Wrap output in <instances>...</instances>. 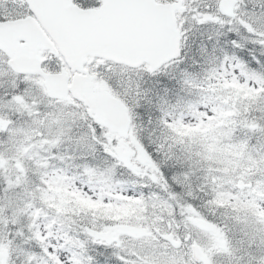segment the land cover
I'll return each instance as SVG.
<instances>
[{"label": "rangeland", "instance_id": "1", "mask_svg": "<svg viewBox=\"0 0 264 264\" xmlns=\"http://www.w3.org/2000/svg\"><path fill=\"white\" fill-rule=\"evenodd\" d=\"M245 2L248 3V0H245ZM212 3L213 0H191L186 4L184 11L180 14L179 21L183 39L187 41V46L184 42L185 56L180 59L183 63L179 65L172 63L170 67H167V71L174 73L177 77H179L181 69L197 74L193 78L194 83L183 88L180 86L183 93L178 94L190 105L201 103V97L207 96L217 110L210 111L207 105H202L198 108H189V110L183 112L182 120L173 125V131L181 138L183 134H188L190 142L188 149L176 151L174 155L183 162H190L194 168L195 173L189 178V188L191 183L194 182L193 180L199 179L204 188L209 189V192L206 190L205 193L209 195L210 206L216 201L217 204L223 202L222 204L230 208L229 215L223 217L221 226L223 227L228 220L230 226L235 230L234 233L237 232V234H234L230 231V238H235V235H241L242 225L236 219L234 221L231 219H233L238 209L241 216H243V206L245 205L251 204L256 209L264 210V192L261 191L264 188V167L261 166V160L258 159L261 153H264V103H256V98L264 92V87H255L250 81L242 80L236 71V66L232 63L224 66L219 78H213L210 81L205 80V67L213 66L205 65L204 59L200 55V45L209 43L206 36L201 33L206 34L215 31L219 28V25L194 23L192 17L196 10L206 14L208 6ZM5 4L6 2L3 3V5ZM1 7L2 1L0 2V9H2ZM244 35L246 36L247 33H244ZM224 38L226 37H221V46L227 48L226 39ZM248 45L245 49L256 51L261 48L260 45ZM123 75L124 73L118 78V93L129 96L132 116L137 121V125L133 130L132 141H129V144L126 142V144L123 139L117 138L116 142H111L109 138H105L103 132L100 134L101 141L99 142H109V147H112V145L119 147L125 144L126 149L136 148L138 150L144 145L141 137L152 140L160 137L167 140L168 134L164 129L157 128L153 131V128L147 123L148 111H151L154 117L158 116L159 113L151 105H147L146 111L137 110L139 107L136 101L137 82L140 90L152 88V82L146 75L145 70L132 73L128 79ZM169 80L171 82L169 86H172V80ZM129 81H132V83H129ZM0 108L1 112L7 111L4 106L0 105ZM70 117H68V124L72 123ZM69 126L71 128V125ZM38 129H41V127L39 126ZM177 129L185 130L186 133H177ZM47 131L49 132L48 129ZM82 136L90 137L93 141L92 134H83ZM16 140L18 143L12 145L7 143L8 136L0 138V142L4 144L9 152L8 156H21L24 165H26V173L20 174L17 170H14L12 175L15 180H11L15 183L19 178L20 182L15 188L16 192L26 189L34 197L29 202L33 205L32 210L36 215L23 216L24 225L34 221L39 225V230L42 233L46 232L48 224L55 213L64 217L65 220L62 224L53 226L51 229L53 233L59 232L61 235L67 234L71 237L68 228L72 224L74 225L73 237L75 241H82V235L84 233L88 235L87 226L100 228L91 216H98L101 212L105 219H109V224L114 223L115 225L132 223L153 229L155 224L160 229L166 230L168 222H171L167 218L169 215H172V221L174 220L175 224L179 222L177 214H174L176 211L173 210L170 202L165 197H160L164 185L151 188L146 195L142 196L143 191L132 189L133 184L130 182H120L109 186L111 173L110 175L108 173L107 175H101L96 181H93L94 175H87L85 180L81 178L80 173L65 172L62 167L56 165V162L58 160L68 161L70 166L83 173L85 166L95 169V163H104L109 158L101 155L98 160H91L89 156L94 151L73 145V142H65L63 143V152L59 154L58 158H53L54 164L48 161L52 156L49 154L45 156L48 160L39 165L33 163L35 159L40 157L36 158L34 156L32 142L25 143L24 136L16 137ZM170 143L173 142L170 141ZM130 144L132 146H129ZM98 145V143H95L96 148ZM17 151L19 152L18 155L13 154ZM7 163L5 161V167L7 171H11L12 168ZM115 164L118 165L119 163ZM143 166L138 167L135 165L132 167V171L137 174L135 177H141V181L138 183L140 187L154 185L161 181L160 179L151 180L153 175L156 176L153 166L151 168ZM37 178L39 185H36L35 182ZM239 179L244 180L249 187L246 185L243 189L238 188ZM9 180H6L4 187L8 186ZM251 183L252 187L250 186ZM102 189H107L108 193L103 194ZM190 191L195 192L193 189ZM91 205H98V207H92ZM101 206L104 208H101ZM94 208L97 209V212L92 214ZM193 214L194 219L204 220L207 224L215 225L212 221L205 220V215L200 211H193ZM80 223L86 226L82 228L78 225ZM184 230V227H176L175 232L183 235ZM24 231H28L27 227L24 228ZM122 238L129 245L139 244L136 239H129L124 236ZM239 238L240 236L236 240ZM50 239L53 243L56 242L54 237H50ZM198 240L204 248H209L211 242L210 231L200 228ZM60 243H64V240L61 239ZM17 244L20 245V248L13 253L14 264H24L25 256L22 249L28 248L29 245L21 242H17ZM32 251L38 252L39 249L33 247ZM111 251L113 252L112 248ZM103 254L105 253L103 252ZM208 254L211 256V262L213 258L217 263L230 264L229 255L220 247L211 248Z\"/></svg>", "mask_w": 264, "mask_h": 264}, {"label": "snow or ice", "instance_id": "2", "mask_svg": "<svg viewBox=\"0 0 264 264\" xmlns=\"http://www.w3.org/2000/svg\"><path fill=\"white\" fill-rule=\"evenodd\" d=\"M76 2L84 9H92L101 7L102 0H76ZM248 4H251L250 9ZM117 6L131 13L142 5L139 0H121ZM0 19H7V16L0 17ZM192 19L194 23L219 25L215 31L201 33L206 36L209 43L200 45V55L205 65L213 66L205 67L206 81L219 78L224 66L232 63L236 66V71L242 80L250 81L255 87H264V56L257 57L253 53L251 60H242L236 55V52L243 51L248 44L264 47V0H248V3H244V0H213L206 14L196 10ZM244 33L247 35L245 36ZM221 37H226L227 48L221 46ZM185 46H187L186 40ZM182 52L181 49V54ZM173 62L177 65L183 63L178 58ZM167 67L170 65H160L148 70L146 75L152 82V88L140 90L137 82L136 101L139 105L138 111H146L147 105H151L159 113L154 117L151 111L147 112V123L153 131L159 128L164 129L168 134L167 140L160 137L155 140L141 137V140L148 155L154 161L153 167L158 170L164 182L161 195L170 202L173 208L179 205L183 210L181 221L185 229L183 235L179 238L169 235L160 240L159 227L154 224L153 230L139 228L129 231V238L139 241L136 245H129L121 237L119 231L113 229L106 230L111 233L109 236L92 231L88 233L85 240L75 241L67 234L53 233L51 230L53 226L62 224L65 220L64 217L55 213L48 224V230L42 233L39 225L34 221H30L28 225L23 223V216H35L36 213L33 212V205L29 202L34 197L26 189L21 192L15 191L20 182L18 178L15 183L9 180L8 186L3 190V195H0V264H14L13 253L20 248L17 241L29 245L28 248L22 249L25 256L24 264H104L97 258L103 253L96 250L108 248L113 249L112 255L117 264H208V253L213 247H220L227 252L230 264H264V210L256 209L249 204L243 206V216L239 209L236 211L233 219L239 221L242 227L240 238L235 242L224 230L207 224L204 220L194 219L195 204L193 201L195 198L189 189L191 171L186 169L175 174L171 172L169 162L172 160L173 144L168 143V140L173 143L181 142V137L173 131V125L182 120L183 111L202 105H207L210 111L217 109L207 96H202L201 103L195 105H190L179 96L175 103L169 100L168 93L171 91V86L160 87V85H167L169 78L178 81L182 88L194 81L193 74L186 69H181L177 77L167 71ZM6 74L16 75L10 66L0 70V76ZM256 103H264V92L256 98ZM0 104L7 109L5 112H0V129L8 135L7 143L16 145L17 135L24 136L25 143H30L32 131L17 129L15 121L11 123L8 121L14 112L20 110L34 113L38 107L35 98L29 99L27 89L21 92L19 84L14 79L10 81L9 88L5 89L3 96L0 97ZM44 121L46 122L44 127L51 134L50 144L52 146L59 144L65 137L72 139L68 121L60 115L48 114L44 117ZM40 123L39 120L36 121L37 128ZM75 143L86 150H96L95 142L90 137L76 138ZM0 154L8 155L9 152L4 150ZM13 154L18 155L19 152ZM258 159L264 167V153H261ZM83 173L89 176L107 175V171L101 173L87 166L84 167ZM151 180L156 181L157 177L153 175ZM186 189L189 190L185 192ZM261 191L264 192V188ZM185 195L187 199L184 198ZM91 206L98 207V205ZM174 214H179V212ZM167 218L172 221V215ZM25 227L28 229L27 232L24 231ZM176 227L177 225L173 222L168 231L175 232ZM200 228L208 229L211 233L209 248L198 247ZM50 237H54L56 242L53 243ZM61 239L64 243H60ZM33 247L38 248L39 251H32ZM93 251H96V255L92 254Z\"/></svg>", "mask_w": 264, "mask_h": 264}, {"label": "water", "instance_id": "3", "mask_svg": "<svg viewBox=\"0 0 264 264\" xmlns=\"http://www.w3.org/2000/svg\"><path fill=\"white\" fill-rule=\"evenodd\" d=\"M103 1L100 10H81L72 1L64 0H40L37 9L33 8L36 12L44 9L42 17L49 16V12L51 16H58V21L67 23L68 27L63 25L59 29L68 33L70 52L82 49L86 56L99 54L133 67L147 62L151 68L180 55L181 33L176 11L182 8L184 0L167 4L139 0L142 6L131 13L117 6L121 0ZM75 90L78 89L75 87ZM92 95L86 89L80 97L96 113L97 121L127 135L131 119L126 107L120 101L111 100L108 104L99 94Z\"/></svg>", "mask_w": 264, "mask_h": 264}, {"label": "flooded vegetation", "instance_id": "4", "mask_svg": "<svg viewBox=\"0 0 264 264\" xmlns=\"http://www.w3.org/2000/svg\"><path fill=\"white\" fill-rule=\"evenodd\" d=\"M25 12H21L18 14H14L11 12H5L3 14H0V17L7 16V19H0V21H8V20H15L17 18H24L29 15H33L32 12H30L28 7H24ZM43 43H46L45 40L42 41ZM22 43V41H21ZM56 48L58 49V45H56ZM1 52V51H0ZM39 54L42 57H45L46 61L44 63V68L46 73L49 74H61L63 73V76H57V82L55 83L52 91L55 97H52L48 94L47 89L45 87V80L44 77L40 74H33L29 72H17L15 76L12 74H6L5 76H0V91H3L1 96H3V93L5 89L9 88L10 81L16 80V82L19 84V90L21 92L24 91V89L28 90V97L29 99L35 98L38 107L35 109L34 113H28L25 112V116L27 119H29L30 123L33 125L34 129L37 132L36 140H44L51 134L47 131V128L44 127V124L46 123L44 121V117L51 113H56L60 115L63 118V114L66 116L69 112L70 105H74L78 110L84 109L83 106L78 102V100H75L71 95L70 92L64 91V84H66V79H69L70 76L73 77L75 73H81L80 71H72L67 68L66 63L64 62L63 58L58 54H53L51 49H39ZM0 55L5 60L4 68H1L0 70L6 69L9 65L8 61L9 58H7L6 54L1 52ZM93 60L91 59L89 63H93ZM105 61H100V64ZM101 76L100 73H96ZM112 73H104V77L111 76ZM18 77V79H17ZM96 77V76H95ZM102 77V76H101ZM102 84L101 86H109V82L106 79H100ZM69 82V81H68ZM63 95V98L60 96ZM68 95V96H67ZM22 111V110H21ZM18 113V112H17ZM16 116V113L14 114ZM16 120H21L22 118L16 117ZM11 120V119H10ZM39 120L41 129H38L36 127V121ZM11 122V121H10ZM50 144V139L48 140ZM60 148L56 149L57 154L60 153ZM53 151V146L51 145V149H49V154ZM41 154V150H39L38 155ZM36 156V157H37ZM38 160L41 161L39 158ZM41 163V162H39Z\"/></svg>", "mask_w": 264, "mask_h": 264}, {"label": "clouds", "instance_id": "5", "mask_svg": "<svg viewBox=\"0 0 264 264\" xmlns=\"http://www.w3.org/2000/svg\"><path fill=\"white\" fill-rule=\"evenodd\" d=\"M260 51H261L262 53H264V47H261V48H260ZM81 175H82V178H83V179H85V180L87 179V175H86V174L81 173ZM179 237H180V236H177V238H179Z\"/></svg>", "mask_w": 264, "mask_h": 264}, {"label": "trees", "instance_id": "6", "mask_svg": "<svg viewBox=\"0 0 264 264\" xmlns=\"http://www.w3.org/2000/svg\"><path fill=\"white\" fill-rule=\"evenodd\" d=\"M177 133H180V132H177ZM183 134V133H182Z\"/></svg>", "mask_w": 264, "mask_h": 264}]
</instances>
